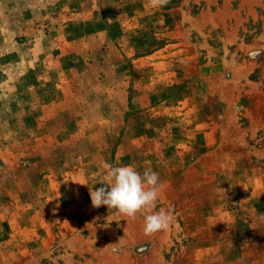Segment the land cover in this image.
<instances>
[{"label": "rangeland", "instance_id": "obj_1", "mask_svg": "<svg viewBox=\"0 0 264 264\" xmlns=\"http://www.w3.org/2000/svg\"><path fill=\"white\" fill-rule=\"evenodd\" d=\"M0 264H264V0H0Z\"/></svg>", "mask_w": 264, "mask_h": 264}, {"label": "clouds", "instance_id": "obj_2", "mask_svg": "<svg viewBox=\"0 0 264 264\" xmlns=\"http://www.w3.org/2000/svg\"><path fill=\"white\" fill-rule=\"evenodd\" d=\"M167 2L168 0H150L151 5L156 8L163 7ZM105 168L107 175L101 183L103 186L90 191L92 207L107 206L130 219H135L141 212L150 213L144 216L145 235L169 229L172 223L171 210L151 211L163 187L157 172L145 169L141 174L131 166L110 164H105Z\"/></svg>", "mask_w": 264, "mask_h": 264}]
</instances>
